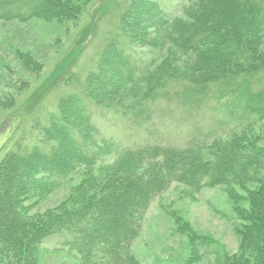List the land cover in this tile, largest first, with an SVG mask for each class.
<instances>
[{
    "label": "trees",
    "instance_id": "obj_1",
    "mask_svg": "<svg viewBox=\"0 0 264 264\" xmlns=\"http://www.w3.org/2000/svg\"><path fill=\"white\" fill-rule=\"evenodd\" d=\"M179 5L174 12L161 8L148 42L124 33L128 44L115 55L117 76L129 92L126 103L98 105L102 117L117 116L111 136L102 135L78 94L59 99L47 126L36 120L40 98L29 101V120L20 122L19 115L6 141L33 122L38 136L17 139L6 152L0 145V211L6 209L0 243L13 261L36 264L39 248L53 244L81 264H142L133 247L146 215L179 183L195 193L222 187L234 203L242 240L223 264H264V148L254 144L264 124V53L258 49L264 0ZM40 6L39 0H0V22L69 18L58 0L44 10ZM192 7L198 14L184 22L180 14ZM130 9L142 14L137 5ZM142 17L133 18V27L143 24ZM135 47L146 51V59H139ZM90 133L99 140L91 142ZM83 169L88 177L70 196L30 214L26 204L33 197L54 192ZM18 175L25 182L14 184ZM237 188L245 192L247 207L239 205ZM12 215L17 223H11ZM178 232L191 243L185 264L200 262L214 244L185 222Z\"/></svg>",
    "mask_w": 264,
    "mask_h": 264
},
{
    "label": "rangeland",
    "instance_id": "obj_2",
    "mask_svg": "<svg viewBox=\"0 0 264 264\" xmlns=\"http://www.w3.org/2000/svg\"><path fill=\"white\" fill-rule=\"evenodd\" d=\"M148 1L150 5H146L144 0H58L67 9L69 18L49 20L42 17L25 23L0 22V145H5V152L17 139L16 142L20 139L31 142L34 136H38L33 122L27 130L22 133L21 130L6 141L13 134L19 115L20 122L32 117L28 116V103L38 98L41 103L37 105L39 113L35 119L43 126L48 125L49 116L58 109L61 97L78 94L90 106L93 123L102 135H112L117 116L102 117L103 112L98 105L105 108L125 105L129 93L127 86L117 76L119 65L115 52L128 44L124 38L130 32L137 33L131 38L140 36L134 39L141 43L148 42L147 34L153 32L156 22L160 21L161 8L174 12L180 10L179 4L184 2ZM52 2L39 0L40 8L44 10ZM141 4L147 8L144 13ZM134 5L142 14L130 9ZM198 11L192 7L188 13H181L180 17L184 22H190ZM134 17H142L143 24L133 27L136 21ZM260 37L258 49L264 53V28ZM135 49L134 53L138 54L139 59H146V51L140 47ZM90 80L91 84H88ZM32 105L33 102L29 107ZM79 133L82 134L81 131ZM86 136L91 142L99 140L92 133ZM256 138V147L264 148V124L258 128ZM19 150L23 151L21 147ZM96 171L98 169H94L93 173L97 174ZM87 177L88 172L84 170L54 192L33 197L26 204L30 205V214L55 208ZM17 182H25L22 175L15 178L14 184ZM247 188L254 189L255 186L249 185ZM237 193L241 197L239 205L247 207L245 192L237 188ZM17 200L24 201L20 194ZM4 208L0 211V225H4ZM10 221L17 223V218L12 215ZM183 222L199 236L214 241L210 253L195 264H223L226 255L239 251L242 238L238 229L242 221L237 217L234 203L224 188L205 187L195 193L175 183L152 204L146 215L141 236L133 247L137 260L142 264H185L190 257L191 243L186 233L178 232ZM33 260L36 264H81L73 254L53 244L42 245ZM0 264L24 262L13 261L7 248L0 243Z\"/></svg>",
    "mask_w": 264,
    "mask_h": 264
}]
</instances>
